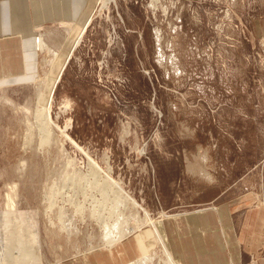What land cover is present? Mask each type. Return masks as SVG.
I'll return each mask as SVG.
<instances>
[{
  "label": "rangeland",
  "instance_id": "obj_1",
  "mask_svg": "<svg viewBox=\"0 0 264 264\" xmlns=\"http://www.w3.org/2000/svg\"><path fill=\"white\" fill-rule=\"evenodd\" d=\"M102 3L81 26L46 28L62 40L44 42L37 81L0 90V264L9 249L27 264H95L120 243L129 256L109 264H176L157 219L264 189V0ZM107 173L148 212L119 205L111 243Z\"/></svg>",
  "mask_w": 264,
  "mask_h": 264
},
{
  "label": "crops",
  "instance_id": "obj_2",
  "mask_svg": "<svg viewBox=\"0 0 264 264\" xmlns=\"http://www.w3.org/2000/svg\"><path fill=\"white\" fill-rule=\"evenodd\" d=\"M90 2L0 0V90L36 82L42 72L44 42L47 47L53 39L56 42L62 40L60 36H53L52 31L56 29L46 28L77 22L81 26L88 16L86 11ZM64 53L66 51L62 49L61 55L65 56ZM255 184L264 186V178L258 179ZM262 190L259 187L240 192L231 195V199L226 198L223 190L218 194L215 205L210 202L206 203L207 206L165 214L157 219L161 236L175 263L264 264ZM129 247L130 244L120 243L102 248L106 251L101 252L105 256L101 257L100 253L95 264H109L108 259L117 260L121 253L128 257L126 251Z\"/></svg>",
  "mask_w": 264,
  "mask_h": 264
},
{
  "label": "bare ground",
  "instance_id": "obj_3",
  "mask_svg": "<svg viewBox=\"0 0 264 264\" xmlns=\"http://www.w3.org/2000/svg\"><path fill=\"white\" fill-rule=\"evenodd\" d=\"M103 3L101 4V6H104L107 5L109 2H114V0H102ZM101 2V0H100ZM90 21V20H89ZM90 23V22H89ZM83 30V29H82ZM160 40L161 38L157 35V61L159 63H161L163 61L164 58V54L162 52V49H161V43H160ZM79 41V39H78ZM77 41V43H78ZM77 45V44H76ZM55 54V53H54ZM170 60L173 61V58L172 57H169ZM63 70V68H62ZM62 70L60 71L59 75H61L62 73ZM57 78V77H56ZM59 78V77H58ZM57 78V79H58ZM57 81V80H56ZM55 81V82H56ZM55 86V83L53 84V87ZM50 106V105H49ZM46 108V107H45ZM35 114H36V118H42L43 117V124L40 125L41 127V132L44 130V119L45 121L52 125L51 124V114H50V107H47L44 111V109H39V108H36V111H35ZM63 133V132H62ZM65 133V132H64ZM66 138L69 139L68 135L67 134H64ZM82 152V151H81ZM89 167L91 168L90 170L93 171L95 174L96 172H102V169L96 164L95 161H93L92 159H89ZM76 173V172H75ZM106 179H105V182L108 184V186L112 187V185L114 186V188L112 187V191L114 189V198H115V202H114V205H113V209L116 210V220L114 221V223L109 226L107 223H103V229H104V240L106 243H111L112 242V230L114 229H119V226L121 225V222H123V215L121 214V211L119 210V205L121 207V204L122 206H130L132 208H140L141 210L143 209L135 199H133L131 196H129L125 191L124 189L122 188V186L119 184V182H116L115 180H113L111 178V176L109 175V173H107L105 175ZM73 179V178H72ZM68 180V179H67ZM78 180V179H77ZM77 182V181H76ZM75 182V183H76ZM78 183V182H77ZM106 186V185H105ZM111 191V192H112ZM8 200V199H7ZM93 200V199H92ZM126 208V207H125ZM143 212L145 214H148V212L143 209ZM59 216H60V220H61V224H64L65 221L63 220V215L61 213V211L59 212ZM16 216V209H15V205H14V202H12V199H10L9 203H8V207H7V211H6V215H5V218H6V221L9 225V227L13 228V225H14V221L13 219L16 221V219L14 218V216ZM17 222V221H16ZM65 226V225H64ZM67 227V225L65 226ZM155 227H156V232H157V241L159 242L160 245H162V247H164L166 249V251H168V248L160 234V231L158 230L156 224H155ZM69 229V227L67 228ZM66 230V229H65ZM10 231V230H9ZM67 231V230H66ZM10 233V232H9ZM119 235V233H118ZM120 236V235H119ZM118 236V237H119ZM141 245V244H140ZM139 250L141 251V258L138 259L137 261L138 262H141L145 260V256H143V254L146 252L145 249L142 247V245L140 247H138ZM17 250H14L12 251V249L10 250L9 249V255H8V258H7V264H16V261H17V264H27V261H26V256L25 254H21V255H18L16 258H15V255L16 254H19L16 252ZM143 252V253H142ZM169 252V251H168ZM170 253V252H169ZM136 262V261H135ZM135 264V263H134Z\"/></svg>",
  "mask_w": 264,
  "mask_h": 264
}]
</instances>
